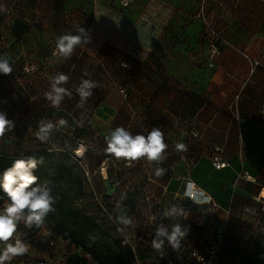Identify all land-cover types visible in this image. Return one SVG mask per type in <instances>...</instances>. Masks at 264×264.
Wrapping results in <instances>:
<instances>
[{
    "label": "rangeland",
    "instance_id": "rangeland-1",
    "mask_svg": "<svg viewBox=\"0 0 264 264\" xmlns=\"http://www.w3.org/2000/svg\"><path fill=\"white\" fill-rule=\"evenodd\" d=\"M133 1L139 2V7L125 6L120 11L123 16L138 18L135 28L124 25V35L118 39L109 36L104 40L98 34L80 39L70 55L58 50L51 57H40L34 51L38 41L26 37L24 26L20 27L22 36H16L19 33L13 26L8 28L10 31L6 28L10 40L7 36L2 38L0 26V62L12 69L9 74L0 72V115L10 122L0 137V152L25 154L41 148L54 152L70 168L62 183L73 197V207L96 220L97 236L103 247L109 244L115 249L132 250V264H250L244 258L251 252L256 256V264H264L260 223L245 244L238 243L235 240L240 239L224 222L225 212L216 209L210 199H192L186 192H172L170 196L168 191L177 170L175 163L188 154V149L177 148L185 138L182 131L183 136L179 137V119L175 116L178 106L170 101V90L162 84L169 74L166 67L155 63L160 60L158 50L152 59L153 49L165 42H160L159 37L153 42L152 34L157 35L169 21L195 18L202 7L195 9L196 0H181L184 5H174L173 9L160 2L147 5L150 0ZM202 11L213 22L211 12L205 7ZM32 27L35 32L36 25L27 27V31ZM53 43L46 41L45 48ZM50 63L52 68H47ZM187 63L189 80L197 63ZM60 76L67 80L57 83ZM85 82L91 87L84 88ZM54 85L64 92L57 94ZM158 85L162 88L156 89ZM101 103L106 109L99 107ZM100 111L107 120L97 115ZM48 124L52 127L45 135L41 128ZM118 127L133 138L143 135L146 139L153 129H159L167 147L155 160L147 156L118 159L106 151L111 134ZM186 127L189 132V124ZM186 187L189 189L188 184ZM10 202L4 200L0 214ZM254 222L250 221V225ZM15 223L12 237L2 242L15 245L16 239H22L25 255L32 258L55 255L49 245L53 221L29 238L24 237L21 224L17 220ZM176 227L184 235L177 236L178 245L174 247L169 237ZM220 228L225 232L224 241L218 253L211 256L199 245L198 238L206 234L214 237ZM64 240L57 242L58 264H66L64 255L74 246ZM154 242L160 247H154ZM195 249L205 255L204 261L193 254ZM4 250L2 245L0 255ZM86 257L88 264H98L91 255Z\"/></svg>",
    "mask_w": 264,
    "mask_h": 264
},
{
    "label": "crops",
    "instance_id": "crops-1",
    "mask_svg": "<svg viewBox=\"0 0 264 264\" xmlns=\"http://www.w3.org/2000/svg\"><path fill=\"white\" fill-rule=\"evenodd\" d=\"M166 1L150 0L147 5L160 2L171 9L184 5L181 0ZM139 5L133 0H0L1 35L10 37L8 28L13 26L19 33L16 36H22L20 27L24 26L26 37L38 41L35 54L51 57L58 52V38L65 34L79 35L82 40L94 34L104 40L109 36L118 39L124 35V25H138V18L123 16L120 10ZM200 6L211 12L214 25L224 32L227 42L214 57H209L210 51L202 46L184 52L197 63L193 82L184 84L168 75L162 83L170 90V101L178 106L175 116L179 119V137L185 136L180 144L184 141V149H188V154L175 163L177 170L168 191L170 196L172 192L184 194L187 184L191 188L194 183L202 189V196H209L216 209L225 212L224 222L240 239L235 241L245 244L259 223L264 233V199L260 197L264 191V0H196L195 9ZM31 25L37 26L35 32L33 27L27 31ZM177 25L180 28L167 29L165 23L157 35L152 34L153 42L161 35L186 36L188 40L197 36V23ZM6 28L9 31L5 33ZM46 41L54 43L45 48ZM52 66L50 63L47 68ZM99 107L106 109L103 103ZM97 115L107 120L101 111ZM193 131L198 135L190 137ZM215 146L222 147L229 162L220 170L212 164ZM242 171H248L255 181L239 176ZM8 244L0 241L4 249ZM22 255L29 258L25 252ZM20 257L9 254L0 264H20Z\"/></svg>",
    "mask_w": 264,
    "mask_h": 264
},
{
    "label": "trees",
    "instance_id": "trees-1",
    "mask_svg": "<svg viewBox=\"0 0 264 264\" xmlns=\"http://www.w3.org/2000/svg\"><path fill=\"white\" fill-rule=\"evenodd\" d=\"M197 13L195 18L179 20L178 22L181 23L182 26L183 24L188 25L194 22L197 23V36L194 39L188 40L186 36L179 35L163 38L161 35L159 41L165 42V44H161L160 48L156 50L154 46L152 52V59H155V54L158 50L160 60H156L155 63L160 67H166L167 74L184 82V84H187L189 80L191 82L194 81L196 69L194 68L193 70V78L188 80L187 78L191 75H188L187 68L190 64H188L187 61L190 59L184 52L195 51L201 46L209 52L208 45L210 36L206 31L202 19L198 16L199 13ZM169 22L171 23L169 24ZM169 22L166 25L167 29L171 26L180 28V25H177L178 23L176 24V22L173 21ZM60 27L61 26H59V28ZM218 31L220 35L218 47L221 53L226 46L227 39L224 32L219 29ZM208 54L210 57V52ZM178 59H181L179 63ZM17 160H23L26 165L30 160L35 161V166L29 168L28 171L32 176L36 177V179L28 186L27 190L30 191L34 188L47 190L49 195L53 198L51 210L45 214L39 225L36 222L28 224L27 217L30 214L29 210L27 208L23 210L17 221L21 224L24 237L29 238L38 234L47 222L53 221L52 236L70 241L77 249L74 255L66 259V264H88L87 254L91 255L98 264H132L134 258L132 250H125L121 247L115 249L109 244L103 247L97 236L99 225L96 220L89 214L73 207V197L68 194V191L65 190L62 183L70 173V168L64 161L57 159L54 152L47 148L36 149L25 154H8L0 152V205L4 200L10 201L9 196L3 188L4 176L8 170L14 167L15 161ZM16 186L17 185H13V187ZM255 258V254L251 252L244 258V261L247 260L250 264H256Z\"/></svg>",
    "mask_w": 264,
    "mask_h": 264
},
{
    "label": "clouds",
    "instance_id": "clouds-1",
    "mask_svg": "<svg viewBox=\"0 0 264 264\" xmlns=\"http://www.w3.org/2000/svg\"><path fill=\"white\" fill-rule=\"evenodd\" d=\"M83 31V29H79ZM80 44L79 35L65 34L58 38L57 48L63 55H70L76 45ZM0 72L9 74L12 69L6 62H0ZM67 80V77L60 76L57 79V83ZM54 91L57 94L63 93L64 89L56 88ZM84 88L91 87L87 82L83 85ZM88 95V93H84ZM60 96H56L58 101ZM63 124L64 121H61ZM10 122L5 119L3 115H0V137H3L6 128ZM52 125L48 124L47 127L41 128V133L47 134V131L51 129ZM43 138V136L41 137ZM167 145L164 143L163 134L159 129H153L148 135L147 139L143 135H137L133 138L122 127H118L111 134V139L108 143L106 151L116 158H123L125 160H136L140 157L147 156L149 160H155L160 157V154L164 151ZM183 144H178L177 148L184 150ZM35 166V161H28L27 165L23 160L15 161L14 167L8 170L4 176L3 188L10 198V204L6 207L3 214H0V241H7L12 237L16 229L15 221L22 214L24 209L29 210L27 217V223L31 224L36 222L38 225L42 222V218L51 210L53 198L49 195L47 190H41L34 188L27 190L28 186L34 182L36 177L32 176L28 171L29 168ZM13 185H17L13 187ZM188 195H194L191 188L188 189ZM183 236L184 233L180 232L179 227L174 229L172 236L169 237L173 242V246L178 245L177 236ZM154 247L159 248V244H155ZM24 245L19 240L16 241V245H7L3 255H0V262L9 257V254L17 255L22 254L25 251Z\"/></svg>",
    "mask_w": 264,
    "mask_h": 264
},
{
    "label": "built area",
    "instance_id": "built-area-1",
    "mask_svg": "<svg viewBox=\"0 0 264 264\" xmlns=\"http://www.w3.org/2000/svg\"><path fill=\"white\" fill-rule=\"evenodd\" d=\"M125 4H127V2H125ZM202 10H203V7L201 8L198 16L202 19V21L205 25L206 31L210 36V42H209L208 47H209L210 55L213 57V56H216L220 53V49L218 47V41L220 40V35H219L218 29L214 25V22H212V20L208 19V17H206V14ZM192 133H193V136L198 135L197 131H193ZM211 159H212V164H213L215 169L220 170V169H223L229 165V162L224 158V156L222 154V147L221 146H215L214 153H213ZM239 176H242L245 179L250 180V181H255V178L248 171H242L239 174ZM189 188H190V185H189ZM191 190H192L194 195H188L187 194L188 188H187L186 196H189V198L196 199V198H199L200 196L202 199H208L209 198V196H207V197L205 195L202 196V194H203L202 189L196 187L194 183H192ZM224 236H225V232L223 229L220 228L217 230L214 237L210 236L209 234H206L204 237L200 236L198 238V242H199V245H202V247L203 246L205 247L206 252L209 255L213 256V255L218 253L219 246L224 241ZM51 238L52 239L49 241V245H50V248L54 250L55 255H51V257H48L47 259H41V258H36V257H34V258L29 257L27 259L26 258L24 259L23 256L20 255V256H22V257H20V259H22V260H20V264H58L59 258L56 255L57 242H58V240H61V241H65V240L62 238L53 237V236H51ZM17 240H19L20 243L22 245H24V241L22 239H16V241ZM16 241H15V245H16ZM75 252H76V249L73 246L71 248V251H67L64 256L67 259L68 257L74 255ZM193 254L197 257L198 260H200V261L205 260V255H203L200 251H197L195 249L193 251Z\"/></svg>",
    "mask_w": 264,
    "mask_h": 264
},
{
    "label": "bare ground",
    "instance_id": "bare-ground-1",
    "mask_svg": "<svg viewBox=\"0 0 264 264\" xmlns=\"http://www.w3.org/2000/svg\"><path fill=\"white\" fill-rule=\"evenodd\" d=\"M260 197L264 199V191L262 192Z\"/></svg>",
    "mask_w": 264,
    "mask_h": 264
}]
</instances>
